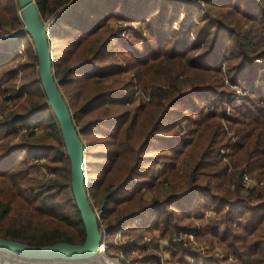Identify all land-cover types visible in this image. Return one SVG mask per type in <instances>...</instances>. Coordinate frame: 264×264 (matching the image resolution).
<instances>
[{
  "label": "trees",
  "instance_id": "16d2710c",
  "mask_svg": "<svg viewBox=\"0 0 264 264\" xmlns=\"http://www.w3.org/2000/svg\"><path fill=\"white\" fill-rule=\"evenodd\" d=\"M34 1L43 21L56 16L49 29L52 65L55 79L66 87L64 95L78 103L71 114L75 126L83 123L79 135L102 123L104 140L97 146L101 151L92 152L94 157L87 158L94 161L96 157L105 164H99V182L88 186L87 191L93 208L102 209V224L108 232L141 220L142 228L161 225L163 234L170 237L176 210L187 220L192 210L214 205L213 212L219 214L220 220L212 228L192 230L195 237L205 230L204 234L216 240L223 250L221 259H209L207 264H264V188L244 189L240 184L244 172L264 181V0H199L206 3L213 20L200 17V26H191L196 30L195 42L177 37L172 41V31L159 28L161 22L167 21L165 10L172 5L169 0ZM16 2L8 0L0 15V19L7 15L5 24L12 28L20 26ZM143 6L148 7L146 14L152 21L147 25L149 34L145 38L132 35L124 45L133 49V61L127 70L132 71L136 84L149 99L131 112L125 104L132 85L122 84L120 71L102 74L101 83L86 69L97 66L116 31H121L103 30L101 22L108 16L138 18ZM24 35L27 34H21L19 39ZM61 41H65L67 48L55 59V46ZM74 48L83 49L84 54L79 62L69 66L66 59ZM33 58L37 62L35 51ZM11 61L12 56L0 55V99L9 90L2 87V80L13 78L7 68ZM76 70L82 72L74 79L71 75ZM224 75L228 84H224ZM73 80L80 88L76 96L71 90ZM103 80L109 83L104 84ZM254 84L257 89L248 87ZM229 85L248 88L249 93L235 102L234 90ZM34 96L37 101L30 102L28 118L50 110L42 89ZM189 98L207 99L208 105L193 109L194 118H187L182 111V121H188L190 128L179 136V124L172 119L180 113L181 103ZM227 106H231L229 116H225ZM92 112L93 118L84 120ZM18 117L11 113L0 123L9 125ZM52 117L44 125L50 131L51 142L41 146L52 153L49 162L58 164L47 167L56 176L53 180L35 179V165L12 160L8 164L4 150L11 134L0 138V161L6 163L0 170V238L32 245L84 240L83 223L72 195L68 196L69 212L54 200V193L61 194L69 180V160L53 113ZM160 129H172V133L162 136ZM165 140L180 141L182 147L172 155L152 154L153 143ZM223 147L228 149L230 171L217 158L218 149ZM62 153L64 159L57 160ZM161 158V167L153 174V166ZM130 187L129 193H120ZM171 239L179 253L196 255L181 240L177 243ZM127 245L121 255L117 246L109 244L93 258L58 263L0 253V264H121L122 256L134 243Z\"/></svg>",
  "mask_w": 264,
  "mask_h": 264
},
{
  "label": "rangeland",
  "instance_id": "374dc122",
  "mask_svg": "<svg viewBox=\"0 0 264 264\" xmlns=\"http://www.w3.org/2000/svg\"><path fill=\"white\" fill-rule=\"evenodd\" d=\"M8 0H0V15L3 14L4 6ZM172 2V5L168 7L165 12H167V21L161 22L159 28L161 29H170L172 33L175 35L174 37H170L171 40H175V38H189L191 41H196V30L191 29V26H200V17L212 19V12L208 10L206 3L199 0H169ZM17 3V2H16ZM148 7L143 6L141 15L138 18H121L116 16H108L104 19V27L112 30H120L116 31L114 37L111 39L108 48L100 55L98 59L100 60L96 67H89L86 70H89L93 75V79L96 82L102 83V74H108L110 70L120 71L124 82L122 84H131L132 86L129 89V94L126 97L127 103L125 106L132 112L139 103L148 102L146 95L144 94L143 89L140 85L136 84L135 79L133 78L132 71H128L127 67L130 66L133 61L131 59L133 54V49L130 45L125 47V43L130 39L132 35L139 34L140 38H145L148 36V24H152L149 15H147ZM16 11L18 14V18L20 21V26L16 28H12L9 25L5 24L6 19H8L7 15L2 16L0 21L3 23L0 24V35H4V38H0V55H8L11 54L12 61L10 65L7 67L11 70L13 74L12 80L7 77L2 80V87L4 89L9 88V90H5L2 94V98L0 99V122L3 121L9 114L14 113L18 115V120L9 125H3L0 123V138L6 134H11L9 136L10 141L6 144L5 155H7V163L11 162H26L30 165H35L38 172L34 175L35 179L38 180L41 178L43 181L53 180L55 179V174L47 169L49 166H58V164L53 165L49 162L52 153L47 150L46 147H42V144H46L47 141H50L51 134L50 131L44 128L45 124L50 122L53 117L51 110H45L41 115L35 116L32 118H28L26 116L28 108H31L30 102L37 101L35 98L36 93H40L41 86L38 82V72H37V62H35L33 58L34 47L32 41L28 35H24L18 41H7L10 34L16 29L20 28L22 23L19 15V11ZM155 12V11H154ZM56 18V17H55ZM54 17L51 16L48 20L45 21L46 25H49L53 21ZM213 20V19H212ZM52 25V24H51ZM102 30V29H101ZM102 34V31H100ZM171 34H166L169 37ZM6 36H8L6 38ZM59 45L55 46L56 55H54L55 59H59L63 55V51L67 48V46L63 43L65 41L58 42ZM138 43L141 45L142 40H139ZM199 45L201 43L198 42ZM51 48V47H50ZM52 51V48H51ZM201 50L197 51L199 53ZM84 54V50H80L78 48H74V50L69 54L66 59L67 65H75L79 62ZM52 57V54H51ZM53 59V58H52ZM24 64V66H23ZM28 64V65H27ZM31 64V65H29ZM224 68V64L222 63V69ZM54 73L55 69L53 68ZM81 70H76L72 73L71 76L78 78L81 74ZM4 71H2V74ZM224 78L226 76L224 75ZM227 79V78H226ZM8 80L10 82L8 83ZM59 86L60 91L62 92L67 104L69 105L70 112L72 109L78 105L70 101V98L64 95L66 93V87L60 85L58 80H56ZM104 84H108L109 81H104ZM225 84V82H224ZM71 90L74 93V96L77 95L78 82L76 80L72 81ZM82 85H80L81 87ZM256 86V88L254 87ZM239 87V86H237ZM253 89H257V85L248 86ZM242 88V87H240ZM249 93V92H248ZM32 94V95H31ZM31 95V96H30ZM245 98V97H244ZM243 98V99H244ZM207 99L202 100V98H189L181 103L179 106V112L177 115L173 116L172 121L177 122L179 124V136H183L190 127L188 126V121H182V111L184 114H187V118H194V110L195 108H199L204 105H208ZM94 104L91 107H94ZM25 107V111L23 110ZM87 110V108H86ZM88 111V110H87ZM231 113V106H227L225 108V116H229ZM93 112L88 115L84 120L93 118ZM189 116V117H188ZM31 119V120H30ZM75 119H73L74 122ZM83 120V122H84ZM75 124V123H74ZM83 124V123H82ZM76 126L78 132L82 126ZM222 125L224 123L222 121ZM227 125V124H226ZM229 128V126L227 125ZM114 128V127H113ZM112 128V130H113ZM229 129L226 128V134H229ZM160 135L162 136H170L172 133V129L168 130H159ZM80 140L83 143L86 154L84 153V175L87 186H91L97 184L99 182L100 175L102 173V165L105 164L102 160L91 161V158L94 157L95 153L92 152H100L101 150L97 147L104 138H102V123L96 124L93 128L88 130L86 133L79 135ZM61 138V137H60ZM46 146V145H45ZM96 147V148H95ZM180 141H168L153 143L152 145V154L164 153V154H174L177 148H181ZM221 149V148H220ZM217 158L223 164V160L219 156V150ZM1 150V149H0ZM155 153H153V151ZM96 153V154H97ZM65 154V149H64ZM57 155V154H56ZM56 158V157H55ZM64 159L63 153L57 156V160L61 161ZM87 160L90 162H94L90 165L86 163ZM162 158L158 159V165L153 166V174L159 171V164L162 162ZM228 160V159H227ZM229 161V160H228ZM64 163V161H62ZM4 162L0 161V170H2V164ZM96 164V165H95ZM3 164V166H5ZM227 165V164H226ZM70 166V165H69ZM68 166V167H69ZM230 166V165H229ZM245 170V166H242ZM163 168V166H162ZM230 169L232 170L231 166ZM69 180L65 181V185L61 194L58 192L54 193V200L58 202L60 208L65 212H69V197L71 194L70 190V172L68 174ZM88 188V187H87ZM131 190L130 188L124 189L121 191V194H127ZM89 194V193H88ZM119 194V195H121ZM72 195V194H71ZM90 201L93 205V200L90 198ZM248 202V201H246ZM214 205L209 207H205L202 209L192 210V214L189 219H183L181 212L175 211V219L174 224L171 226L170 237L169 235H164V231L161 230V225L152 229H144L141 227V220H136L128 223L125 227L121 229H117L113 232H108L106 227L102 224V209L94 208L96 212L100 229L103 230L102 235V247L100 249V253L106 250L107 245L111 244L112 246H117L119 248V252L123 254L128 242H133L134 246L131 245L130 249L126 250V256H122L123 260L121 264H155L157 261L163 260L162 264H207L209 259L218 258L221 259L223 256V250L220 245L216 242V240H212L207 234L202 233L194 238L193 242H188L187 246H190L191 251H194L196 255L188 256L179 253L178 246L171 245L170 239L173 237L175 242H179V238L185 239L184 235H179V231L184 232H192L195 230H203L207 228H212L219 220V214L214 213ZM199 217V218H198ZM184 227H189L193 229L184 230ZM195 227V228H194ZM148 237L153 240V244L151 247H141L144 246L143 237ZM170 238V239H169ZM172 241V239H171ZM188 241H190L188 239ZM127 245V246H126ZM125 247V248H124ZM145 260V258H148ZM152 259V260H150ZM150 261V262H149ZM54 263H58L59 261H53ZM227 262H230L227 260ZM34 264V263H29Z\"/></svg>",
  "mask_w": 264,
  "mask_h": 264
},
{
  "label": "water",
  "instance_id": "95a60500",
  "mask_svg": "<svg viewBox=\"0 0 264 264\" xmlns=\"http://www.w3.org/2000/svg\"><path fill=\"white\" fill-rule=\"evenodd\" d=\"M16 1L22 26L13 31L7 41L16 40L21 34H27L32 41L37 58L40 86L46 105L55 117L65 154L69 160L70 190L83 223L85 237L82 243L61 241L44 245H32L14 238H0V253L5 256L12 255L40 261L90 259L100 254L103 232L99 227L98 218L87 191L88 186L84 175L85 149L54 75L49 45V29L52 22L46 25L34 0Z\"/></svg>",
  "mask_w": 264,
  "mask_h": 264
},
{
  "label": "built area",
  "instance_id": "2783aa9c",
  "mask_svg": "<svg viewBox=\"0 0 264 264\" xmlns=\"http://www.w3.org/2000/svg\"><path fill=\"white\" fill-rule=\"evenodd\" d=\"M8 36H6L7 38ZM0 38H4V35H0ZM224 82L225 84H228V81L226 78H224ZM233 90H234V100L235 102H240L249 92V89L248 88H240V87H237V86H232V85H229ZM144 95V94H143ZM147 99H149L148 95L146 96ZM219 156L220 158L223 160V162H225L228 166V171H230V166H229V162H228V158H227V153H228V149L227 148H221L219 150ZM240 184L241 186L244 188V189H252V190H256V189H259V188H264V181L263 180H256L254 178H252L247 172H244L242 173L241 175V178H240ZM103 232V230H102ZM195 231H192V232H184V231H179L178 232V237L179 235H184L185 236V239H181L179 238V240H181L183 242V245L184 246H187L188 242H193L194 241V238H195ZM143 242H144V246H141V247H146V248H149L151 247V244H153V240L148 238V237H143ZM188 239L190 241H188ZM101 247H102V244H101ZM152 260V259H150ZM150 262V261H149ZM163 263V260L161 259L160 261H157V263L155 264H162ZM150 264V263H149Z\"/></svg>",
  "mask_w": 264,
  "mask_h": 264
},
{
  "label": "crops",
  "instance_id": "0c3cea01",
  "mask_svg": "<svg viewBox=\"0 0 264 264\" xmlns=\"http://www.w3.org/2000/svg\"><path fill=\"white\" fill-rule=\"evenodd\" d=\"M19 40V38L18 39H16V40H13V41H18ZM13 41H10V42H13ZM9 56L11 55V54H8Z\"/></svg>",
  "mask_w": 264,
  "mask_h": 264
}]
</instances>
